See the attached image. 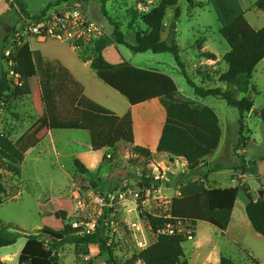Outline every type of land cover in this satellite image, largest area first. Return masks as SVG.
Returning a JSON list of instances; mask_svg holds the SVG:
<instances>
[{
    "label": "rangeland",
    "instance_id": "374dc122",
    "mask_svg": "<svg viewBox=\"0 0 264 264\" xmlns=\"http://www.w3.org/2000/svg\"><path fill=\"white\" fill-rule=\"evenodd\" d=\"M54 1L56 0H15L11 8L5 0H0V75L7 69L2 61L3 51L7 46L5 41L15 40V34L12 35L13 29L18 33L23 27V20H20L22 13L20 14L18 9L23 7L28 16L35 17L39 16L46 7L51 6L49 9H53L59 3L60 5L76 3L75 0H59L50 5ZM76 1L80 2V0ZM81 1L87 15L100 23L107 32L105 52H114L115 50L112 46L114 45L112 22L121 26L120 29L129 44L134 43L135 33L129 27L132 21L131 13L136 10L138 4H142L140 2L143 0ZM158 1L146 0V4L152 6ZM194 1L196 3L201 2L204 6L190 7L185 0H181L178 3L181 10L180 17L178 19L167 17V20L170 21V29L175 31L174 41L180 49V59L184 63L188 78L200 85L201 82L197 76H203L208 72L204 64L202 65L203 60L197 58L198 50L195 44L201 38H205L207 40L206 51L214 53L221 59L229 47L219 34V29L229 23L233 17L241 15L242 11H245L246 17L249 19L258 11L251 8L252 3L256 0ZM167 14H173L172 10H168ZM253 25L255 28L260 27V22L255 20ZM171 40L169 27H165L162 41L170 44ZM116 48L122 52L125 59L132 63L137 62V58L156 56L165 63L162 69L174 79L180 95L195 98L171 54H153L150 52L135 54L125 46L116 45ZM76 54L82 60L92 56V52L89 50H86L84 54L81 52H76ZM222 66L225 68L224 64ZM251 86L252 89L248 95L236 94V96L238 99L249 97L253 102L254 109L264 110V59L254 71ZM12 87L15 86L12 85ZM211 87H224L225 89L226 85L216 82ZM59 100L64 105L67 103L64 96H61ZM203 102L216 112L222 127L221 144L214 154V160H219L218 163L221 164V173L227 174L229 167L234 165L231 172L232 178L235 179L234 184L236 186L245 185L247 188L243 180L250 174L251 170L246 167L247 171L242 172L239 168L243 160L247 165L251 164L256 172L253 171L246 178V181L251 193L255 197H260L257 187V174H259L258 177L264 175V122L254 115H246L242 123L243 132L240 135L237 109L229 107L225 101L214 97L206 98ZM45 112L43 105L41 107L36 106L29 95L9 96L8 99L0 102V137H7L22 152V148H26V146L22 147V135L25 128L31 121L36 120L37 114H39L40 131L46 128L48 121ZM248 130L251 132L250 137H247ZM54 136L58 146L53 149L49 141L45 140L42 148L40 147L26 155L25 160L20 165L19 176L9 172L7 162L0 159V228L12 225L15 229L10 231L18 234L15 244L0 248L1 263L18 264V257L26 243L25 236L37 234L44 226H52V224L44 223L40 218L39 202L58 199L69 200L72 210L68 213V218L71 220L79 218L78 215L81 216L77 208L78 197L83 199L91 191L102 192L115 189L124 179L128 180L127 183L130 186L142 189L157 184L153 176L166 175L170 180L169 183H162L161 185L158 183V185H160L159 187L165 185L170 188L162 187V195L152 194L145 204V212L154 217L178 221L175 224L176 232L187 234L182 248L188 263L218 264V254L221 253L238 264H253V259L242 248L232 244L218 229L207 223L205 209L201 205L203 196L189 197L188 193L202 190L197 188L196 184L204 181L206 177L201 175L198 177L188 176L187 172L182 173L184 165L186 166L183 160L175 159L176 161H173L176 168L181 167L179 174V170L161 168L164 164L169 166L168 162L171 161L167 162V158L170 157L166 156L162 160L160 155L154 154L153 158H146L135 154L132 145L120 143L114 148L92 151L69 143L73 139L87 143L89 140L87 132L60 130L56 131ZM245 144L247 148L244 153L242 147ZM108 156L110 157L108 158ZM75 160L83 165L86 173H83L75 165ZM169 160L173 159L170 158ZM263 178L264 176L261 179ZM179 186L183 187L180 188ZM260 190L263 191L264 187L262 186ZM177 191L180 192V196H178ZM163 195H167V197H162ZM171 199H175V201L173 202ZM243 203L244 200L240 195L235 204L234 223L239 221V211H243ZM149 208L154 212H148ZM174 215L182 218L184 215H191L197 220L196 239L188 240L187 238L189 234L193 238L194 226L187 220L174 218ZM133 223H138V225L140 223L142 231L138 232L132 229ZM250 234L255 236L253 231ZM156 237L146 218H141L139 222L137 213L131 211L130 207H120L113 219V226L108 225L107 227L105 225L102 232L103 244L92 246L63 245L57 249V256L60 264H113L112 260L108 259L107 253L110 252L117 264H125L134 253H138L154 243ZM246 240L250 241V247H254L259 256L264 254L262 253L264 237L251 238L245 236L244 242ZM209 254L213 255L210 259H208Z\"/></svg>",
    "mask_w": 264,
    "mask_h": 264
},
{
    "label": "trees",
    "instance_id": "16d2710c",
    "mask_svg": "<svg viewBox=\"0 0 264 264\" xmlns=\"http://www.w3.org/2000/svg\"><path fill=\"white\" fill-rule=\"evenodd\" d=\"M180 1L159 0L155 5L149 6L147 12H139L136 8L131 13L132 21L129 24L135 33L133 44L125 40L121 26L112 22L114 44L125 46L135 54L147 52L171 54L195 98H218L225 101L229 107L238 110L240 135L243 132L242 123L246 115L252 114L264 122V110L254 109L249 97L238 99L236 96V94L248 95L252 89L251 81L255 68L264 59V27L260 30L253 29L242 14L221 27L219 34L229 47L221 60L226 69L222 72L220 68L214 69L213 66L204 65L208 73L197 76L201 82L197 85L188 78L184 63L181 62L180 49L174 41L175 32L169 30L170 37H172L170 44L162 41L167 11L172 10L173 17L178 19L181 15L178 7ZM185 1L190 7L197 5L194 0ZM13 2L15 3V0ZM6 3L11 8L13 7L8 0ZM140 3L146 4V0ZM198 5L201 6V4ZM252 7L264 13V0L255 1ZM48 9L49 7H46L39 16L44 15ZM20 12L27 15L23 7L20 8ZM39 16L32 18L36 19ZM14 34L15 30L12 31V35ZM105 40L96 43L94 48L89 50L95 55L91 61V67L98 79L124 96L133 106L160 98L166 109V121L156 153L185 161L188 176L200 174L207 177L213 173V170H204L207 167V159L219 146L222 133L219 119L213 109L196 104L191 100L180 99L176 84L167 75L138 69L128 62L119 65L109 64L101 55L107 47ZM205 41V38H201L195 44L198 50L197 58L215 61L216 56L213 53L203 51ZM5 42L7 46L4 51H11L14 70L22 78L23 85L12 87L5 70L0 75V102L8 99L9 96L29 95L33 100L41 96L46 107L50 129L88 132L92 151H101L107 147L114 148L120 143L133 145L134 136L130 113L121 117L110 113L87 99L82 89L69 78L68 73L62 67L44 62L38 55L34 58L28 44L16 46L13 40ZM84 52L81 53L84 54ZM216 82L226 85V88H211L210 85ZM67 85L70 88H67ZM61 96H65V100L68 101V109L59 106ZM133 151L137 155L151 157V153L146 149L135 147ZM0 159L7 162L9 172L15 176L20 175V165L24 160V155L11 140L4 136L0 137ZM75 165L86 173V169L78 160H75ZM239 169L242 172L247 171L244 161ZM240 195L244 200L245 213L252 229L256 234L264 237V198L253 200L245 185L205 191L204 195H201L204 198L201 205L205 209L207 221L219 231L226 230L233 207ZM38 210L44 223L52 224V226H44L37 234L25 236L26 243L18 257V264H60L57 256V249L60 246L68 244L92 246L104 243L102 232L106 225L105 222L99 224L100 228L92 236L77 237L75 235V230L70 225L73 219L68 218V213L72 210L69 200L42 201L38 204ZM142 217L146 218L153 233H156L158 228L166 223L175 224L177 222L174 219L154 217L147 213H143ZM187 221L195 228V220ZM11 229L15 227L8 225L0 228V248L17 242L18 234L11 232ZM192 235H194L193 230ZM186 236L185 232L158 235L154 243L134 253L125 264L138 262L142 264H189L182 248ZM107 255L113 264H117L110 252ZM252 261L253 264H261L256 260ZM0 264L3 263L0 262ZM219 264L238 263L230 258L221 257Z\"/></svg>",
    "mask_w": 264,
    "mask_h": 264
},
{
    "label": "crops",
    "instance_id": "0c3cea01",
    "mask_svg": "<svg viewBox=\"0 0 264 264\" xmlns=\"http://www.w3.org/2000/svg\"><path fill=\"white\" fill-rule=\"evenodd\" d=\"M57 1H59V0L54 1V3H52L50 5L55 4ZM74 2H79V1L75 0ZM79 3L82 4V1L80 0ZM254 3H255V1L252 3V5ZM196 4H197L196 6H199L198 4H201V6H204V4L201 2L196 3ZM252 5H251V8H253ZM82 6H83V4H82ZM257 11L258 12H255L251 19L246 17L245 11H242L241 14L245 17V19L247 20V22L250 24V26L253 29L260 30L261 28L264 27V13L259 11V10H257ZM22 14L24 15V13H22ZM25 16H28V15H25ZM28 17H30V16H28ZM167 17L169 19H171L173 17V14H166V17L164 19V26L167 28L169 27V30H171L170 29V21L167 20ZM20 20L21 21L23 20L22 16L20 17ZM255 20H258L260 22V27H257V28L254 27L253 22H255ZM164 32H165V30H164ZM206 42H207V40L205 41V43L203 45V51H206V49H205ZM24 43L28 44V46L30 47V50L33 53L34 58H36L38 55V56H40V58L44 62H48V63H51L53 65H55V64L59 65L64 70H66V72L69 75V78L82 89L83 95L87 99H89L90 101H92L95 104L99 105L100 107L108 110L110 113H112L116 116L121 117V116L125 115L126 113H130L131 118H132L133 136H134V143L132 145L133 148L139 147V148H143V149L148 150L151 153V158L154 157V154H157L156 149H157V146H158L161 134H162L164 123L166 121V109L163 106L160 98L151 99V100L146 101L144 103L133 106L128 102V100L124 96H122L117 91L113 90L112 88L108 87L106 84H104L101 80L98 79L96 72L91 67V61L95 56L93 53H92L91 58H85L84 60H82L78 57L76 52H73L65 44H61V43L50 41V40H43V39L35 38V37H27V36H24L22 38V44H24ZM112 46L115 49L114 52H105V50H106V48H105L101 53L102 57L109 64L119 65L123 62H128L129 64H131L135 68L155 71V72L167 75L170 78H172L171 75H169L168 73H166V71H164L162 69L163 65L165 63L162 62L159 58H156V56H154L153 58H151V57L137 58L136 59L137 62L132 63L131 61H128L127 59H125L122 52L117 50L116 44H114ZM147 53H149V52H147ZM141 54H145V53H141ZM222 58L220 59L219 57L216 56L215 61L203 60L202 64L208 65V66H213L214 69L220 68L223 72V71H225L226 68H223V66H222L223 65L221 63ZM159 66H161V67H159ZM172 80L174 81L173 78H172ZM174 83H175V81H174ZM214 84L215 83L210 85V87L213 86ZM66 87L70 88L68 85ZM178 97L180 99L191 100V101L195 102L196 104L206 106L205 103L203 102L204 99L187 98V97H184L183 95H180L179 91H178ZM66 102L67 103L65 105H64V103L60 102L59 106L62 108L68 109L69 103H68V101H66ZM33 103L36 106H40V107L43 105L44 111H46V107H45V104H44L41 96H37V99L33 100ZM215 114H216V112H215ZM45 115H46L45 117L47 118V121H48V125L42 131H40L39 122H38L39 114L36 115V120H33V122L31 121V123L28 124L27 127L25 128V132L22 135V147L26 146V148H22L24 160H25L27 154L33 152L36 149H39L43 145L45 140L49 141V143L53 149H55L58 146L57 141H56L55 136H54V133L56 131H60V130H55V131L51 130L48 115L46 114V112H45ZM248 115H252V114H248ZM219 123H220V120H219ZM220 127H221V125H220ZM221 131H222V127H221ZM83 132H86V131H83ZM87 134H88V132H87ZM250 135H251V132L248 130L247 137H250ZM88 136H89V134H88ZM221 139H222V133H221ZM221 139H220L219 146L221 144ZM249 142L251 143L250 139H249ZM69 143L73 146H77V147L82 146V147H85L86 149L91 150L90 139L88 140L87 143H84V142H81V141H78L75 139L70 140ZM219 146H218V148H219ZM246 146L247 145L245 144L242 147V151L244 153L246 152V148H247ZM218 148H217V150H218ZM106 149H110V147H107L103 150H106ZM216 151L214 152V154L216 153ZM214 154L207 159V162H206L207 167L204 168L205 171L206 170H213V173H210L204 181L202 180V182L197 183L196 187L199 189H202V190H200L199 192H193L191 194L188 193L189 197L190 196L196 197V195L197 196L198 195H204V192L209 191V190L228 189V188H233L236 186L234 184L235 179L232 178V176H231L232 167L234 165H231V167H229V171L227 174H222L220 171L221 170V164L218 163L219 160H214L215 159ZM157 155H160L162 157V160L164 159V157L167 156L165 154H157ZM169 159L167 158V162L171 161V162H168L169 166L164 164L161 168H164L166 170L172 169L173 171L179 170L178 173L180 174L181 167L176 168L175 164L173 163V161H176V160L175 159L169 160ZM184 164H186L185 161H184ZM245 166L249 170H251L250 174L253 171L256 172V169L253 166H251V164L247 165V163L245 162ZM185 167L186 166L184 165V170H182V173L187 172V171H185L186 170ZM155 168L157 169V167H155ZM263 174H264V172H263ZM249 175H247L246 178ZM258 175L259 174H257V180H258L257 187L259 188V191H261L260 190L261 187L262 186L264 187V178L263 179H261V178L264 175H262V177H261V175H260V177H258ZM194 176L198 177V176H200V174H196ZM246 178H244L243 182H244V184H246V186L248 188V192L252 196L253 200H257L260 197H255L251 193V189L248 186ZM127 182H128V180L124 179L118 184V186L121 184H128ZM118 186H116V187H118ZM162 187L170 188L169 186L167 187L165 185H162ZM162 187H160L158 189V194L162 195V190H161ZM179 187L181 188L183 186H179ZM108 190H112V189H108ZM108 190H104V191H108ZM177 194H178V196H180L179 191H177ZM188 195H187V197H188ZM162 197H167V195H165V196L163 195ZM262 198H264V195ZM171 200L173 202L175 201V199H171ZM235 204H236V202H235ZM147 211L150 212L152 210H150V208H149V210H147ZM234 211H235V205H234L232 213H231L230 222H229L226 230L220 231L221 234L224 237H226L227 239H229L232 244L242 248L253 260H256L259 263L264 264V254L262 256H259L258 253L256 252V249L254 247H250L251 243L249 240H246L244 242L245 236H250L251 238L262 237V236L256 234L254 232V230L252 229V227H251V225L247 219L246 213H245V204L243 205V211L242 210L239 211V218H238L239 221H237L236 223H234ZM152 212H154V211H152ZM243 213H245V214L243 215ZM173 217L177 218V219H183V220H195L196 226H197V220L194 217H192L191 215H184V218L178 217L175 215ZM207 223H209V222L207 221ZM196 226L194 229V236H193L192 240L196 239V237H197ZM251 231H253L255 233V236H251V234H250ZM262 253H264V250H262ZM218 256H219V261H220L221 257H225L221 253H219ZM210 257H213V255L209 254L208 259H210ZM219 261H218V264H219Z\"/></svg>",
    "mask_w": 264,
    "mask_h": 264
},
{
    "label": "built area",
    "instance_id": "2783aa9c",
    "mask_svg": "<svg viewBox=\"0 0 264 264\" xmlns=\"http://www.w3.org/2000/svg\"><path fill=\"white\" fill-rule=\"evenodd\" d=\"M8 2L14 5L13 0H8ZM148 9L147 4L137 5L139 12H147ZM18 11L20 14L22 13L19 9ZM21 16L23 27L20 32H15L16 39L13 40L16 46H20L22 44L21 38L27 36L58 42L67 45L72 51L84 52L94 48L96 43L108 37L105 28L87 15L79 2L58 5L36 19L28 16H25V18L23 14ZM3 63L7 68V79L13 86L22 87L23 80L14 70L10 50L4 53ZM153 179L157 182L156 185H150L142 189L134 188L129 184H121L108 191H91L83 199L78 197L77 208L81 216L78 215L79 218H74L70 223L71 228L75 230V235L77 237L92 236L100 228L99 224L101 222H105L107 227L108 225L113 226V219L120 207H130L131 211L137 213L140 222L143 218L142 214L147 213L145 212V204L150 196L158 194L159 186L170 181L166 175H155ZM175 224L166 223L159 227L154 234L158 236L181 233L176 232ZM131 227L135 231H142L140 223L139 225L133 223ZM187 238L192 240L191 234Z\"/></svg>",
    "mask_w": 264,
    "mask_h": 264
},
{
    "label": "water",
    "instance_id": "95a60500",
    "mask_svg": "<svg viewBox=\"0 0 264 264\" xmlns=\"http://www.w3.org/2000/svg\"><path fill=\"white\" fill-rule=\"evenodd\" d=\"M258 193H259L260 198H262L264 195V191H259Z\"/></svg>",
    "mask_w": 264,
    "mask_h": 264
}]
</instances>
